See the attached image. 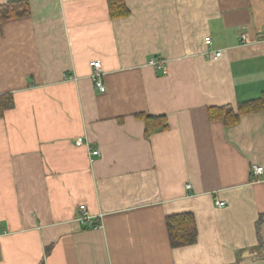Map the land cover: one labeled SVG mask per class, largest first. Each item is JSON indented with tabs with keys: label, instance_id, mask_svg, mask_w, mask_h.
I'll use <instances>...</instances> for the list:
<instances>
[{
	"label": "crops",
	"instance_id": "crops-1",
	"mask_svg": "<svg viewBox=\"0 0 264 264\" xmlns=\"http://www.w3.org/2000/svg\"><path fill=\"white\" fill-rule=\"evenodd\" d=\"M28 2L0 24V264H264V0Z\"/></svg>",
	"mask_w": 264,
	"mask_h": 264
},
{
	"label": "trees",
	"instance_id": "trees-1",
	"mask_svg": "<svg viewBox=\"0 0 264 264\" xmlns=\"http://www.w3.org/2000/svg\"><path fill=\"white\" fill-rule=\"evenodd\" d=\"M109 15L118 17L125 15L129 9L124 0H108ZM29 13L28 0H8L0 3V24L3 20L24 16ZM13 98L11 93L0 94V115L3 110L12 106ZM210 117H222L224 122H234L238 115L227 105L213 106L208 108ZM146 122L145 134L151 131L149 120L163 118V115H141ZM164 122V121H163ZM168 236L171 245L188 244L195 240L196 229L191 214H176L166 218Z\"/></svg>",
	"mask_w": 264,
	"mask_h": 264
},
{
	"label": "built area",
	"instance_id": "built-area-1",
	"mask_svg": "<svg viewBox=\"0 0 264 264\" xmlns=\"http://www.w3.org/2000/svg\"><path fill=\"white\" fill-rule=\"evenodd\" d=\"M263 35H264V32H263ZM242 36H244L242 34ZM204 42L206 44H210L212 42V39L210 37V35H206L204 37ZM221 51L220 49H217V50H214L213 53H212V56L213 57H218L220 55ZM208 55H210V53L208 52L207 53ZM147 63L151 66H153L155 69L161 71L162 73H165L166 72V66H165V63H164V59L161 58V57H158V56H151L147 59ZM89 65L92 67V70H91V73H90V77L91 79L93 80L96 88L99 90V91H104L105 90V86L103 84V81H102V70H101V62L100 60L98 59H93V60H90L89 61ZM78 140H82V137H78ZM90 153L91 154H99V150L96 149V148H91L90 149ZM262 165H258V164H252L251 166V174L253 176V178H256L257 175L262 171ZM187 188L190 187L189 184H186ZM216 203L218 205H224L225 204V201L223 200H217ZM93 218V215L89 213V211L87 210L86 208V205L85 204H80L79 205V214L77 216V220L81 223H86L88 221H91ZM97 225V224H96Z\"/></svg>",
	"mask_w": 264,
	"mask_h": 264
}]
</instances>
